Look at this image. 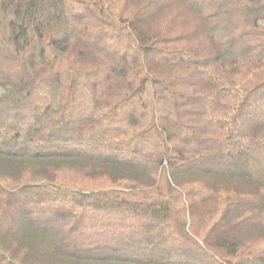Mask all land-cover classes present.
<instances>
[{"label":"trees","instance_id":"1","mask_svg":"<svg viewBox=\"0 0 264 264\" xmlns=\"http://www.w3.org/2000/svg\"><path fill=\"white\" fill-rule=\"evenodd\" d=\"M0 264H264V0H0Z\"/></svg>","mask_w":264,"mask_h":264},{"label":"rangeland","instance_id":"2","mask_svg":"<svg viewBox=\"0 0 264 264\" xmlns=\"http://www.w3.org/2000/svg\"><path fill=\"white\" fill-rule=\"evenodd\" d=\"M9 88L10 87L8 85L0 84V95L6 94Z\"/></svg>","mask_w":264,"mask_h":264}]
</instances>
